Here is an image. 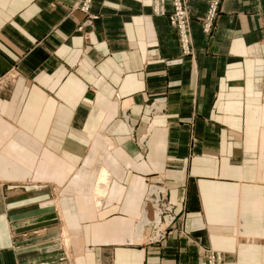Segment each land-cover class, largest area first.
Segmentation results:
<instances>
[{
	"label": "crops",
	"instance_id": "obj_1",
	"mask_svg": "<svg viewBox=\"0 0 264 264\" xmlns=\"http://www.w3.org/2000/svg\"><path fill=\"white\" fill-rule=\"evenodd\" d=\"M80 1L0 0V264H264V0H188V55L154 0Z\"/></svg>",
	"mask_w": 264,
	"mask_h": 264
},
{
	"label": "built area",
	"instance_id": "obj_2",
	"mask_svg": "<svg viewBox=\"0 0 264 264\" xmlns=\"http://www.w3.org/2000/svg\"><path fill=\"white\" fill-rule=\"evenodd\" d=\"M92 2L93 0H81V2L77 4L81 10L85 12H89ZM166 2H167L166 0H154V3H153L154 11L155 13L159 15L168 14L171 24L175 26L178 30L179 40H180L183 53L187 55L192 54L193 37H192L191 15H190L189 6H188V0H171L172 6H173V11L171 13H167V10L165 7ZM220 3H221V0H211L210 2L209 10L204 20V29L207 32L211 31L213 27L214 20L216 19L219 13ZM154 177H160L162 179L161 180L162 183L165 185L164 179L159 175L151 176L149 178V181H151L152 178ZM166 192L167 190L165 191V194L160 192V196L158 197L159 201L169 200L166 197ZM158 210H160V212L163 214L164 222H165L166 216H170L171 219H170V222L163 229H160L159 226L155 225L154 228L158 229L157 231L158 233L155 232L153 228L154 237L152 236L153 238L151 241H159L162 239L161 237L164 238L165 235L163 233L167 231L169 226H171V228H174V225H176L177 223L176 221L177 217H176V214H174L173 212L172 205L167 204V206L164 207V210H166L165 211L166 215L162 211L163 209H158ZM204 250H205V255H206V264H224L225 260H224V255L222 252L217 251L213 248H208V249L206 248Z\"/></svg>",
	"mask_w": 264,
	"mask_h": 264
},
{
	"label": "bare ground",
	"instance_id": "obj_3",
	"mask_svg": "<svg viewBox=\"0 0 264 264\" xmlns=\"http://www.w3.org/2000/svg\"><path fill=\"white\" fill-rule=\"evenodd\" d=\"M80 2H78V3H80ZM76 7L79 8L78 7V4H76ZM107 142H108L107 143L108 149L110 150L112 143L110 141H107ZM110 179H111V172H110V170L107 167L103 166L101 168V170L99 171V173L97 174L96 182L90 188V192L92 193V192L104 190L105 187L107 186V184L109 183ZM150 182H151V184H150L151 191L148 194L147 201L151 200L152 203H153V205L157 209L158 203L160 202L158 200V197L160 196V192L165 193L166 190H165L164 187L161 186V183H160L161 182V179L152 178V180ZM144 211L145 212L147 211L145 207H144ZM146 215H147V213H146ZM163 218H164L163 217V214L160 212V210L157 209L156 210V215L154 217V220L150 221L148 217L145 218L143 221H141L139 223V229H141L142 227L144 228L146 226H149L150 224H152L151 225L152 226V229L149 231V234H151V232H152L153 228L155 227V225L159 226L160 229H163L170 222L171 217L170 216H166L165 222H164ZM143 238H144V236L141 235L140 232H139V234H138L139 241L143 240ZM149 238L151 239L150 235H149Z\"/></svg>",
	"mask_w": 264,
	"mask_h": 264
},
{
	"label": "rangeland",
	"instance_id": "obj_4",
	"mask_svg": "<svg viewBox=\"0 0 264 264\" xmlns=\"http://www.w3.org/2000/svg\"><path fill=\"white\" fill-rule=\"evenodd\" d=\"M167 1V0H166ZM167 3V2H166ZM173 11V10H172ZM18 76H16V75H10V76H8V77H6V79H5V81H8V82H14L15 81V79L17 78ZM4 81V80H3ZM101 170V169H100ZM99 170V171H100ZM99 173V172H98ZM164 182H165V179H164ZM24 183H25V185H35V182H33V180H30V179H26L25 181H24ZM149 183H150V181H149ZM39 185V188L37 187V189H41V185L40 184H38ZM166 185V184H165ZM44 186H50V185H45L44 184ZM103 191V192H102ZM102 191H96V192H93L94 194L96 193V195H97V197H98V202L97 203H101V198H103V195H104V192H105V190H102ZM151 191V186L149 187V192ZM102 192V193H101ZM148 193V192H147ZM153 194V193H152ZM151 194V195H152ZM146 200V199H145ZM150 201V202H149ZM148 201V206H147V208H148V210H150V212H151V216L149 217L148 215H147V217L149 218V220L150 221H152V220H154V217H155V215H156V210L157 209H163L162 211L164 212V214L166 215V213H165V211L166 210H164V207L165 206H167V204L168 205H172V207H173V212H174V214H176V217H177V219H176V221H178V214H177V212L175 211V206H174V204L170 201V200H164V201H160V203H159V205L157 206V209H156V207L153 205V203H152V201L151 200H149ZM166 202V203H165ZM164 205V206H163ZM147 210V209H146ZM148 210L146 211V212H148ZM153 211V212H152ZM145 212V211H144ZM143 218H144V216H143ZM152 224H150L149 226H146L145 228H143L141 231V233L143 234V236H144V238H143V240H145V241H142L143 243H147V242H152V243H161L163 240H165L166 238H167V236H168V232H169V230L170 229H172L171 228V226H169V228L167 229V231L165 232V233H163L164 235H165V237L163 238V237H161L162 239L161 240H159V241H151L152 240V236H153V234H154V232H153V230H152V232H151V234H149V231L152 229V226H151ZM154 230H155V232H157L158 231V229H155L154 228ZM164 232V231H163ZM149 235H150V237H151V239H148L147 237H149ZM208 249V248H213V247H204V249ZM203 248L202 249H200L201 250V253L203 254L202 256H203V259H204V264H206V255H205V250H204ZM213 249H215V248H213ZM215 250H217V249H215ZM217 251H219V250H217ZM220 252H222V251H220ZM223 253V252H222ZM223 255H224V253H223ZM224 260H225V256H224ZM224 264H226V260H225V262H224Z\"/></svg>",
	"mask_w": 264,
	"mask_h": 264
}]
</instances>
